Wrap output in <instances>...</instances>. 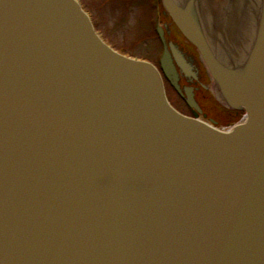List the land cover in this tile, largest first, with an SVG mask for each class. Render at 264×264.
<instances>
[{"label":"water","instance_id":"obj_1","mask_svg":"<svg viewBox=\"0 0 264 264\" xmlns=\"http://www.w3.org/2000/svg\"><path fill=\"white\" fill-rule=\"evenodd\" d=\"M161 1L244 123L176 110L79 0H0V264H264V0Z\"/></svg>","mask_w":264,"mask_h":264},{"label":"rangeland","instance_id":"obj_2","mask_svg":"<svg viewBox=\"0 0 264 264\" xmlns=\"http://www.w3.org/2000/svg\"><path fill=\"white\" fill-rule=\"evenodd\" d=\"M80 2L91 15L107 43L127 55L159 63L163 44L156 26L158 22L160 24L170 22V17L162 13L161 20L155 19L156 12L152 0H80ZM155 4L158 11H163L162 1L160 3V0H155ZM168 90L171 100L177 106L184 109L188 107L186 101L170 84ZM206 108L209 116L221 120L220 127L227 124L229 112L227 113L225 108L219 104H208ZM236 119L237 117L233 116L232 122Z\"/></svg>","mask_w":264,"mask_h":264},{"label":"bare ground","instance_id":"obj_3","mask_svg":"<svg viewBox=\"0 0 264 264\" xmlns=\"http://www.w3.org/2000/svg\"><path fill=\"white\" fill-rule=\"evenodd\" d=\"M167 23L168 26L167 24H165L166 26H164L165 31L168 28V36H170V40L177 43L181 52L183 53L181 64H177L178 70L180 72V83H182V73L186 77V79H184L186 84H183V88L187 86L188 89L192 92V96H194L196 102L200 106V109H198L199 112L203 115H207L206 106L208 104H219L228 111L231 108L229 106L230 102H227L220 98L218 92L209 79L200 61L198 60L192 47L190 46V44H188V41L181 33L178 26L172 21L171 17L170 22ZM196 90L198 91L199 95ZM242 110L243 108H233L229 112V115L234 116Z\"/></svg>","mask_w":264,"mask_h":264},{"label":"flooded vegetation","instance_id":"obj_4","mask_svg":"<svg viewBox=\"0 0 264 264\" xmlns=\"http://www.w3.org/2000/svg\"><path fill=\"white\" fill-rule=\"evenodd\" d=\"M162 13H163V11L160 13V19H161V16H162ZM165 24H166V22H164L163 23V26H165ZM166 34H167V36H168V34H169V30H168V28L166 29ZM168 38L170 39V36H168ZM189 44V43H188ZM181 75H182V77H181V84H182V86H183V84H186V82L184 81V79H186V77L181 73ZM166 88H167V93H168V82L166 81ZM197 91V90H196ZM197 93H198V91H197ZM198 95H199V93H198ZM168 96H169V99H170V101L173 103V105L177 108V109H179L180 111H182V112H184V113H186V114H189V115H194L196 112H198V113H200L199 112V110L197 109V108H192V107H190L189 105H188V107H186L185 109L184 108H181L180 106H177L172 100H171V98H170V95H169V93H168ZM184 99L183 100H185V97H183ZM200 100V99H199ZM202 116H203V114L202 113H200ZM205 114V113H204ZM206 115V114H205ZM205 118H207V119H209V118H211V116H209V114L207 113V115H206V117ZM218 122V121H217Z\"/></svg>","mask_w":264,"mask_h":264},{"label":"trees","instance_id":"obj_5","mask_svg":"<svg viewBox=\"0 0 264 264\" xmlns=\"http://www.w3.org/2000/svg\"><path fill=\"white\" fill-rule=\"evenodd\" d=\"M227 113H228V111H227ZM228 116H229L228 117L229 119H232L233 120V116H230L229 113H228ZM236 117H238V115H236Z\"/></svg>","mask_w":264,"mask_h":264}]
</instances>
